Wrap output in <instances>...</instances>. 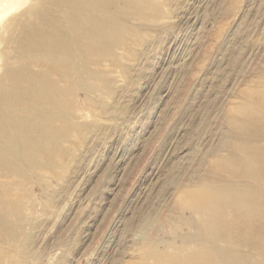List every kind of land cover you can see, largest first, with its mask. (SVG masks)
I'll return each instance as SVG.
<instances>
[{
	"label": "rangeland",
	"instance_id": "374dc122",
	"mask_svg": "<svg viewBox=\"0 0 264 264\" xmlns=\"http://www.w3.org/2000/svg\"><path fill=\"white\" fill-rule=\"evenodd\" d=\"M44 1L0 6V75L17 66L6 56L21 13L46 27L31 13ZM148 2L146 16L112 18L122 43L103 50V66L86 64L93 76L69 79L80 85L74 102H85L56 141L62 153L52 171L31 172L21 191L0 190L18 203L0 207V264H132L150 238L172 256L192 251L193 242L173 233L195 231L198 215L180 208L177 194L200 180H231L211 160L229 151L236 116L250 112L264 129V0ZM142 218L150 219L146 240ZM259 224L242 227L259 232ZM238 229L232 243L245 247L233 251L244 264H264V253L246 246Z\"/></svg>",
	"mask_w": 264,
	"mask_h": 264
},
{
	"label": "bare ground",
	"instance_id": "6f19581e",
	"mask_svg": "<svg viewBox=\"0 0 264 264\" xmlns=\"http://www.w3.org/2000/svg\"><path fill=\"white\" fill-rule=\"evenodd\" d=\"M44 2L40 3L41 7L37 11L31 13L39 17L41 24L46 27L33 23L25 13H21L19 24L16 25L18 28L14 26L17 29L16 35L9 40L10 52L6 56L8 62H15L17 66L14 63L15 67H11L13 64L8 63L11 66H6L0 75V177L7 180L0 184V190H8L9 193L15 189L20 190L31 172L52 171V166L56 159L61 158L62 153L56 141L72 130L70 117L75 120V117L82 116V103L85 101L83 99L76 104L73 93L84 77L89 79L93 76V72L85 68L86 64L103 66L100 58L104 51L114 42L122 43V37L113 27L112 18L124 21L131 16L136 17L135 14L143 16L147 9L145 5L149 3L148 0ZM0 6H5V0H0ZM91 42L102 43L104 49L100 52ZM73 77L79 82L75 80L74 84L71 83L69 79ZM254 94H250L252 99H255ZM88 97L87 94L85 98ZM252 101L255 105L257 100ZM231 109L234 110L233 107ZM232 114L235 116L238 113ZM242 114V117L236 116L237 119L234 117L229 123L233 127L228 130V136H232L233 142L228 145L227 154L211 160V165L229 175L231 180L222 177L218 184H205L200 180L192 185L193 188L177 194L180 208L188 207L197 213L198 218L194 223L198 227L192 232L181 231L179 235L173 233V237L179 236L193 242L195 248L192 251H181L182 254L178 256L170 255V246L160 248L156 238H147V222L150 219L142 218L141 235L143 240L149 239V244L147 248L138 251L134 261L130 258L132 264H175L179 261L184 264H244V255L233 251V247L239 243H236L237 240L232 243V233L237 228L242 231L240 238H245L246 246L260 249L264 253V221H260L261 226L259 224V218L264 216V129L255 125L261 127L257 123L259 117L256 116L255 120L250 112ZM6 192L0 195V207L11 201L12 204H18L17 199L13 200L14 193L8 195ZM179 218V222L184 221L182 212ZM1 220L0 225L4 223ZM257 220L262 229L259 232L242 227L244 223L251 225L257 223ZM185 226L187 228V224ZM233 254L238 258H230Z\"/></svg>",
	"mask_w": 264,
	"mask_h": 264
}]
</instances>
